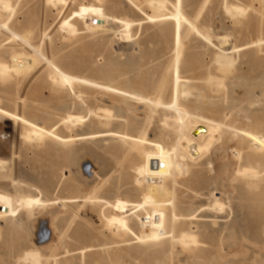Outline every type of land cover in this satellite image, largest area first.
Masks as SVG:
<instances>
[{
	"label": "rangeland",
	"instance_id": "rangeland-1",
	"mask_svg": "<svg viewBox=\"0 0 264 264\" xmlns=\"http://www.w3.org/2000/svg\"><path fill=\"white\" fill-rule=\"evenodd\" d=\"M174 1L168 0L160 12L166 16L151 22L154 11L147 0H10L11 17L0 7V63L13 65L12 57L18 55L24 65L19 72L10 69L6 75L0 74V162L4 164L0 167V264H33L28 254L37 256L36 264L264 261V223L257 228L246 226L248 216H254L247 201L264 190V143L244 134H264V123L256 124L264 117V0H193L191 7L183 4L184 13L197 27L195 31L189 25L183 28V56L194 59L183 74L196 78L209 101L198 104L191 97L180 103L193 116L218 119L232 129L229 132L226 125L210 135L206 123L185 118L182 135L206 145L197 159L184 149L174 110L159 105L149 110L144 103L129 101L140 118L136 122L128 113L115 116L118 107H125L123 96L76 82L57 86L53 80L56 66L70 76L114 88H125V83L132 81L147 97L173 103L172 76L165 75L177 42L174 36L170 42L169 34L160 32L166 27L165 33H169ZM235 5L246 14L226 12ZM63 22L69 23L74 33L68 32ZM127 23L131 28L125 36ZM233 47H239L238 51L230 52ZM226 49L232 53L233 65L224 78L216 57ZM110 58L118 59L112 64L115 74L101 77L92 72L91 68L104 67ZM127 59L134 64H126ZM155 66H159L157 74L151 71ZM208 77L222 78L226 84L230 80L231 89L232 82L240 84L238 79H242V84L245 78L243 83L251 86V92L246 91V84L233 87L232 92L227 85L226 89H213ZM163 81L168 85L164 93L159 87ZM215 106L221 108V114ZM251 109L255 126L246 121V113L242 115ZM70 116L82 117L83 123L70 122ZM26 131L42 136L32 140ZM255 152L262 156L261 164L254 158ZM148 155L168 160L167 177L154 181L158 185L163 182L173 198L159 206L130 208V212L116 204L113 207L117 202L143 201L136 180L149 186L144 174ZM249 168L259 172L252 183L243 174ZM49 180L55 181L51 188L44 186ZM27 196L40 199L38 207L21 208ZM215 199L223 211L214 207ZM230 205L245 206L247 218L241 225L232 220ZM122 214L129 229H118L109 222ZM10 218L18 223L8 226ZM206 218L210 219L207 225ZM230 222L233 228L237 225L234 239H229ZM183 233L195 235L198 245L181 246L177 239ZM157 234L164 237L137 240Z\"/></svg>",
	"mask_w": 264,
	"mask_h": 264
},
{
	"label": "bare ground",
	"instance_id": "bare-ground-1",
	"mask_svg": "<svg viewBox=\"0 0 264 264\" xmlns=\"http://www.w3.org/2000/svg\"><path fill=\"white\" fill-rule=\"evenodd\" d=\"M52 1V0H51ZM57 1H64V0H57ZM147 2L149 3V5H151V8L152 10L154 11V14L151 15L149 17V20L150 22L151 21H154L155 19H160L162 18L163 16H166V15H161L160 12H162L164 10V8L166 7V4L168 3V0H147ZM188 7H191V5L194 3L193 0H175L173 2V6H174V12H172L170 14V22H168V24L170 25L169 27V33H165V30L167 31L168 29H166V27L164 29L161 30L160 33H163V35H166V34H169L168 38H169V41L172 42L173 41V36L175 37V41L177 42V47H176V50H175V53L173 55L172 53V65H171V68L170 70L168 69L167 71V74L165 76H172V82H171V86L173 87L174 89V95H175V99L173 101V103H169V104H166V103H163L161 102L159 99L156 100L154 98H149L147 97L146 95H144L142 92H139L136 90L135 88V85L133 84L132 81H127L125 84V88H114L112 85L110 84H99L95 81H92L85 77H77V76H70L68 75L67 73L63 72L61 69H59L58 67L54 66V75H53V80L54 82L57 84V86H62V85H65V84H69V83H73V82H76V83H80V84H85V85H93V86H96L102 90H105V91H111L113 93H116V94H119L121 96H123V102L125 104V107H118L117 108V114L118 115H115V116H118L120 117L122 113H128L130 114V116L137 122V121H140V118L134 113V111L132 110V108H130L129 104L127 102L129 101H136L138 103H144L146 104V107L150 109H153L154 106H160L162 107L163 109H166V108H169V109H172L175 111L176 115H175V124H179L180 127H179V133L181 134V136L183 137L182 140H184V142L186 143V146H184V149L186 151V153L193 159H197L199 157L202 156L205 148H206V145H202L199 141H196L195 139L191 138V137H188V136H185V135H182V123H183V120L186 118V119H192V118H197L198 120H201L203 121L204 123L207 124L208 126V130H209V134L211 135L212 133L216 132L218 129H220V127H223L227 125V130L232 131V129H230V124H227V123H221L218 119H212V118H207L205 116H193L189 111H187L186 109L182 108V105L180 102L181 99L183 100H187L191 97H193L195 99V102H197L198 104L199 103H203V102H208V97L205 95V92L199 88L197 85H196V81L194 79L196 78H193V77H187V76H184V71L188 68H190L192 65V62H193V58L191 57H184L183 56V50H182V47H181V41H182V36H183V28L184 27H187L186 25H189V29H192V30H196L197 27L196 25L188 18V16L184 13V4ZM227 6V5H226ZM0 7L2 8V11L5 12V14H7L8 16H10L12 13H11V5H10V0H0ZM228 7V6H227ZM232 7L230 8H227L228 11L226 12H230V15L231 14H234V15H237V16H242L244 14H246L245 10L243 8H241L240 6L238 5H235L232 9ZM6 15V17H7ZM11 17V16H10ZM9 20V18H8ZM161 21V20H160ZM64 24H62V26L64 28H66L68 30V32L70 31H73V28L71 27V25L67 22H63ZM5 27V25H4ZM3 28V27H2ZM131 28V24L130 23H127V25L125 26V36H126V33H129V30ZM66 30V31H67ZM75 30V29H74ZM230 30V29H229ZM64 31V30H63ZM226 32V31H225ZM74 33V31H73ZM122 33V32H120ZM192 33V32H191ZM234 34V33H233ZM116 35V34H115ZM130 35V34H129ZM121 36V35H120ZM128 36V35H127ZM122 39H123V35H122ZM207 39V38H205ZM226 39V38H225ZM208 40V39H207ZM223 41V39H221ZM209 41V40H208ZM231 43V42H230ZM131 46V45H130ZM128 47V46H127ZM133 47V45H132ZM228 47V46H227ZM239 49V47H233L232 50H230V52H234L235 50ZM124 50V49H123ZM228 49L224 51H222L217 57H216V62L218 63L219 67H218V70L222 73V76L224 78H227V74L230 72V68L232 67L233 65V60H232V56L231 54L232 53H228L226 52ZM128 51V50H127ZM130 51V50H129ZM229 51V50H228ZM238 51V50H237ZM241 51V50H240ZM251 54V53H250ZM252 55V54H251ZM238 56V55H237ZM8 58V57H7ZM184 58V60H183ZM23 59V57H22ZM193 59V60H192ZM254 58L252 57L250 60H253ZM12 60H13V65L10 64V66L6 65V64H3V63H0V74L2 75H6L9 73L10 69H12L13 71H18L24 67V65L22 64V60H21V57H19L18 55H15L12 57ZM27 60V59H26ZM118 59L116 58H110L109 61L107 62L108 64H106L104 67H98V68H91L92 72L101 76V77H109L113 74H115L113 68H112V64H114L115 62H117ZM238 60V59H237ZM24 63V62H23ZM28 63V62H27ZM26 63V65H28ZM125 63L126 64H134V62H132L131 60L127 59L125 60ZM216 63V64H217ZM235 64V63H234ZM12 65V66H11ZM161 66V64H160ZM159 66H155V67H152L151 68V71H153V73L157 74L158 72V68ZM83 69V68H82ZM85 70V69H84ZM264 75V74H263ZM240 78V77H239ZM263 78V77H262ZM131 79V78H129ZM168 79V78H167ZM245 79V78H244ZM243 79V81H245ZM264 79V78H263ZM132 80V79H131ZM242 80V79H241ZM241 80L239 81L238 79V82H240L241 84ZM248 80V79H247ZM242 81V84H244ZM139 84H141V87L142 89L146 90V91H149L148 89V86L143 84V83H140L138 82ZM167 82L166 81H163L162 84H160V89H161V92L164 93L167 89ZM207 83L210 84L211 88L215 87L216 90H221L223 87L225 88V85H227L226 87L227 88H230V80H229V83L226 84L224 82V79L222 78H218V77H208L207 78ZM247 82H245L246 84ZM262 83V82H261ZM240 84L236 83L235 81L231 83V86H232V89L233 87L235 86H239ZM240 85L241 87L243 85ZM244 84V85H245ZM250 84H254L253 83H249ZM256 84V82H255ZM259 85V83H258ZM56 86V87H57ZM170 86V88H171ZM246 87L247 89L250 88L248 87V85L246 84ZM256 87V86H254ZM261 87V84L260 86ZM258 87V88H259ZM245 88V87H244ZM253 88V87H252ZM214 89V88H213ZM226 89V88H225ZM232 89L230 88V91L232 92ZM251 89V88H250ZM250 89L246 90V91H249ZM215 90V92H216ZM253 90V89H252ZM228 91V90H227ZM213 92V91H212ZM218 92V91H217ZM251 92V90L249 91ZM227 93V92H226ZM254 93V92H253ZM250 94V93H248ZM252 94V93H251ZM255 94V93H254ZM246 95H247V92H246ZM234 96V95H233ZM231 97V98H234L235 97ZM163 97V96H161ZM253 97V96H252ZM264 97V94L262 95V98L263 99ZM227 99V97H225ZM228 98H230V94L228 93ZM252 100V99H251ZM250 100V101H251ZM230 101V100H229ZM261 101L260 99L258 100V102ZM263 101V100H262ZM211 103H213L212 101H210ZM209 102V104H210ZM254 102V101H253ZM249 103V102H248ZM256 103V101H255ZM254 103V105H255ZM208 104V103H207ZM208 104V105H209ZM221 104V103H220ZM227 104V102H226ZM260 104V103H259ZM258 104V105H259ZM211 105V104H210ZM228 105L230 107V102H228ZM227 105V106H228ZM235 105V104H234ZM251 105V104H250ZM66 106V105H65ZM214 105L212 104L211 107H213ZM249 106V104H248ZM216 107V106H215ZM251 107H253V103L251 105ZM65 107H61V109ZM106 108V106H105ZM248 108V107H247ZM256 108V107H255ZM254 108V109H255ZM63 109V110H64ZM107 109L109 111V115H110V110L107 106ZM229 109V108H228ZM250 109V107H249ZM253 109V108H252ZM252 109L250 111H247L242 114V115H245V119L246 121L251 125L255 126V123L256 124H263L264 123V117H260L259 119H257L256 122L253 121L252 117L250 116L251 115V112ZM66 110V109H65ZM75 110V109H74ZM227 110V109H226ZM240 110V109H239ZM101 111V110H100ZM153 111V110H152ZM154 111H155V108H154ZM215 111L217 112V114H221V108L219 107H216ZM254 111H261L260 108L258 109H255ZM66 112V111H65ZM96 112V111H95ZM103 111V114H108V112H105ZM239 112V111H238ZM100 113V112H99ZM237 112H235L236 114ZM96 114V113H95ZM108 115V116H109ZM169 115V114H167ZM173 115V114H172ZM239 115V114H238ZM74 117V116H72ZM98 117V116H97ZM104 119L105 117L107 116H102ZM112 117V116H111ZM174 118V116H172ZM101 118V117H100ZM102 119V118H101ZM107 120H110L112 119H108L106 118ZM148 119V118H147ZM144 120V119H143ZM69 121H74V122H80V123H83V118L82 117H75V118H71V116L69 117ZM68 121V122H69ZM168 121V120H167ZM108 122V121H107ZM108 122V124H109ZM169 122V121H168ZM171 123V122H170ZM223 124V125H222ZM174 125V124H173ZM116 126H118V124H116ZM103 127V126H102ZM119 127V126H118ZM80 130V129H79ZM85 130V129H84ZM116 129H114L115 131ZM81 131V130H80ZM27 132V131H26ZM105 133V131H104ZM27 137L30 139L32 138V140H38L40 138V136H42L41 134H38V133H32L30 134L29 132H27ZM86 134V133H85ZM84 134V135H85ZM111 134V133H110ZM109 134V135H110ZM156 134V133H155ZM233 133H231L232 135ZM247 137H250L252 139H254L255 141H257L258 143H264V134L262 133H256L254 131H247L244 133ZM81 135V134H80ZM101 135V134H100ZM83 136V134H82ZM145 138H146V134L144 135ZM107 137V136H106ZM109 137V136H108ZM73 138V137H72ZM103 138V136L101 137ZM110 138V137H109ZM180 138V136H179ZM100 139V138H99ZM104 139V138H103ZM106 139V138H105ZM104 139V140H105ZM108 139V138H107ZM201 139H205L204 136H202ZM101 140V139H100ZM145 142V140H143ZM103 142V141H102ZM142 145V144H141ZM139 147V146H138ZM159 148V151H163V148L161 146L158 147ZM175 154V153H174ZM256 160L259 162V164H261L263 162V158L262 156L259 154V152H255V157ZM73 160V159H72ZM1 161V160H0ZM70 161V160H69ZM73 162V161H72ZM72 162L70 164H72ZM147 162H148V165H146V168H145V171H144V174L146 176V178L148 179V181L150 182L149 183V186L148 187H143V183L140 181L141 179H137L136 182L138 183L137 185L140 186L142 189H141V194L143 196V201L140 202V203H129V202H117V203H114L113 207L115 206L116 204V207H120L122 209H125L127 210L126 212H130L131 209L130 208H144L145 206L147 205H152V206H159L162 204V202L165 201L166 198H170L172 199L173 198V192L169 190L168 187H166V185H164L163 182H160L162 185H158L159 183H157L155 180L156 179H159L161 180V177L163 178H166L168 173H167V166L169 165L168 164V160H166L165 158L163 157H155L153 155H148V158H147ZM5 163V162H4ZM69 163V162H68ZM3 163L0 162V167L3 168ZM243 174L246 175L248 178L251 179V183L253 181V179H256L258 177V174L259 172H257L255 169L253 168H249V169H245L243 170ZM96 179V178H95ZM163 180V179H162ZM54 182L55 181H52V180H49V181H44V186H47L49 188L53 187L54 185ZM26 186V185H25ZM41 186V185H39ZM6 191V190H5ZM131 191V190H130ZM12 197V196H11ZM228 197V196H227ZM11 200V199H10ZM24 201H21L22 203V206L21 208H24V207H31L33 205H38V203L41 202V200L39 199H35L33 197H28L27 198H24L23 199ZM169 200V199H168ZM215 204H214V207H218L221 209V211H223V205L220 204V201L219 199H215ZM12 203V202H11ZM20 205V204H19ZM171 205H173V202H171ZM34 206V207H35ZM227 206V205H226ZM246 206L248 208H251L253 213H254V216L251 217V216H248L249 217V223L246 224V226H248L249 228H257V227H260L263 223H264V190H262L261 192L259 193H256L254 194V196H252V198L248 199L247 201V204ZM251 206V207H249ZM38 207V206H36ZM115 207V208H116ZM225 207V206H224ZM244 205L238 209L236 206H231L230 205V215L233 214L234 216V222L236 223H239L241 225V222L244 221L246 217V214L244 212ZM214 209V208H213ZM219 209V210H220ZM31 210V208H30ZM215 210V209H214ZM15 213V212H14ZM117 214V213H116ZM221 214V213H220ZM124 214H122L123 216ZM126 217L128 216L126 213H125ZM177 216L174 214V218H176ZM205 217V216H204ZM209 217V216H208ZM173 218V219H174ZM224 218V217H223ZM7 219V218H6ZM207 219V218H206ZM214 219V218H213ZM212 219V220H213ZM16 221V220H15ZM210 221V219L208 220H205V224L207 225L208 222ZM225 221V220H224ZM109 222H111V224L117 226L118 229H121L124 230L125 228L126 229H129L128 227V223H127V220L126 218L123 216V217H118V216H113L109 219ZM18 222H14V219H8L7 220V225L8 226H12L14 224H17ZM221 223V221H220ZM234 223V224H236ZM210 224V223H209ZM213 224V223H212ZM231 226H229V230H230V236H229V239H234V233H235V229H236V226H234V228L232 227L233 225L230 224ZM222 226V225H221ZM224 226V225H223ZM264 226V225H263ZM110 228V227H109ZM116 228V229H117ZM227 228V227H226ZM263 228V227H262ZM225 229V228H223ZM240 230L242 228H239ZM228 230V231H229ZM263 231V229H261ZM234 231V233H233ZM229 233V232H228ZM247 234V233H246ZM246 234L244 236H246ZM262 234V232H261ZM237 235V234H236ZM120 236V234H119ZM162 236L164 237V235L162 234H157V235H153V237H137V240L139 242H143V241H153V240H156V239H160L162 238ZM261 236V235H260ZM262 237V236H261ZM241 238V237H240ZM264 238V237H263ZM174 239V238H173ZM258 240V239H257ZM261 240V239H260ZM264 240V239H263ZM178 243L180 244L181 243V246L183 244V246L185 245V248H186V245H189V246H192V245H198V240L196 238L195 235L193 234H188V233H183L181 236L178 237L177 239ZM252 241V239H251ZM256 241V240H254ZM174 243V242H173ZM184 248V249H185ZM172 253V252H171ZM27 256H29L28 258L33 262V264H36L38 262L39 259H37V256L34 255V254H28ZM26 256V257H27ZM262 257V256H261ZM261 257H260V260H261ZM264 260V259H262ZM232 264V263H230ZM262 264H264V261L262 262Z\"/></svg>",
	"mask_w": 264,
	"mask_h": 264
}]
</instances>
